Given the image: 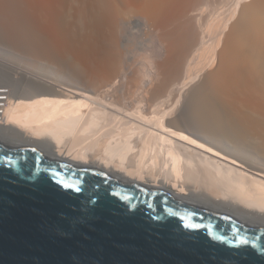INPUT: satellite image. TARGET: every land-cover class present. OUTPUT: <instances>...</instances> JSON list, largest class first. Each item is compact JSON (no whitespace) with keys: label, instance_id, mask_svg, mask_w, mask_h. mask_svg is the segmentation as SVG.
Here are the masks:
<instances>
[{"label":"bare ground","instance_id":"1","mask_svg":"<svg viewBox=\"0 0 264 264\" xmlns=\"http://www.w3.org/2000/svg\"><path fill=\"white\" fill-rule=\"evenodd\" d=\"M0 140L264 229V0H0Z\"/></svg>","mask_w":264,"mask_h":264},{"label":"water","instance_id":"2","mask_svg":"<svg viewBox=\"0 0 264 264\" xmlns=\"http://www.w3.org/2000/svg\"><path fill=\"white\" fill-rule=\"evenodd\" d=\"M0 264H264V229L0 140Z\"/></svg>","mask_w":264,"mask_h":264},{"label":"built area","instance_id":"3","mask_svg":"<svg viewBox=\"0 0 264 264\" xmlns=\"http://www.w3.org/2000/svg\"><path fill=\"white\" fill-rule=\"evenodd\" d=\"M10 92L6 88H0V123L5 120V113L10 102Z\"/></svg>","mask_w":264,"mask_h":264},{"label":"snow or ice","instance_id":"4","mask_svg":"<svg viewBox=\"0 0 264 264\" xmlns=\"http://www.w3.org/2000/svg\"><path fill=\"white\" fill-rule=\"evenodd\" d=\"M66 187H72V185H65ZM76 191H80L79 187L75 188ZM190 227H195V225H189Z\"/></svg>","mask_w":264,"mask_h":264}]
</instances>
